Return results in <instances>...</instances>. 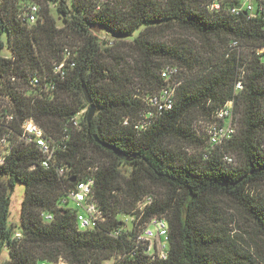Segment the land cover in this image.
Instances as JSON below:
<instances>
[{"label":"trees","instance_id":"trees-1","mask_svg":"<svg viewBox=\"0 0 264 264\" xmlns=\"http://www.w3.org/2000/svg\"><path fill=\"white\" fill-rule=\"evenodd\" d=\"M241 1L0 0V139L4 111L15 115L14 137L30 117L56 137L86 108L81 127L69 126L68 146L49 168L42 166L38 147L22 141L0 164V256L8 251L2 264L60 257L69 264H264V198L250 191L264 182V63L257 53L264 47V2L254 12H232ZM31 2L40 7L34 23L24 16ZM172 26L203 48L153 38V29ZM63 58L65 78L53 72ZM168 64L179 68L174 105L146 128H136L144 97L166 84L160 71ZM37 76L40 84L33 83ZM51 81L54 89L48 88ZM84 86L96 105L89 121ZM228 101L234 108L231 138L210 143L198 157L170 147L171 138L194 139L191 112L209 124ZM61 164L68 166L65 176L55 169ZM124 167H130L127 174ZM90 175L106 219L82 230L77 210L63 199ZM18 183L25 194L14 229L10 204ZM229 208L250 225L253 246L230 233ZM123 213L135 218L123 220ZM154 216L168 222L165 259L151 260L146 246L136 244Z\"/></svg>","mask_w":264,"mask_h":264},{"label":"built area","instance_id":"built-area-1","mask_svg":"<svg viewBox=\"0 0 264 264\" xmlns=\"http://www.w3.org/2000/svg\"><path fill=\"white\" fill-rule=\"evenodd\" d=\"M264 0H242L238 6L232 7V12H239L243 9L249 12H254L257 4L260 8L263 7ZM212 7H219L218 3ZM39 5L35 2L29 3L24 9V16L26 21L34 23L37 20L39 13ZM234 44L236 41L233 42ZM257 53L264 63V47L257 48ZM69 55L65 51V57ZM66 59L63 58L60 62L55 63L53 72L61 78L66 76ZM70 65H74L71 62ZM179 68L175 65H165L160 71L161 76L166 80V84L155 93L148 94L144 97L145 109L138 116L135 127L146 128L150 125L160 114L171 109L175 101V88L172 83L175 82ZM34 84H40V78H33ZM49 89L55 88V82H47ZM177 84V82L175 83ZM243 87L241 81H237L236 89ZM84 110L79 111L71 118L70 123L74 128H80L79 116L83 114ZM5 133L0 139V164H2L8 154L13 149L17 141H22L27 144H34L38 147L42 154L41 164L43 167L49 168L55 160H57L58 151L66 150L70 133L68 132L71 124H65L62 134L54 137L48 135L46 131L32 118H26L22 121L20 132L14 137V130L12 123L16 119L15 115L10 111H4L1 114ZM128 118L124 119L127 124ZM227 121V122H226ZM209 141L212 145L221 144L228 140L235 133L234 123V108L233 101L226 102L222 107L217 109L214 113V121L208 124ZM225 159L229 162L233 161L231 155H226ZM55 169L59 176H65L68 166L65 164L55 165ZM95 177L93 175L87 176L84 179L78 180L74 187L68 191L63 202L73 203L76 211L77 225L82 230H87L96 227L98 224L106 219L103 209L100 207L94 194ZM147 201H150L147 198ZM142 208V203L139 205ZM45 218L50 219V214H44ZM135 216L131 215L130 219ZM168 233L169 227L167 219L164 216H154L149 219L144 225L143 229L136 240V244L145 245V252L149 255L151 260L165 259L168 255ZM17 235H20L18 232ZM39 264H69L67 260L60 257L57 260H42ZM107 264V263H106ZM108 264H114L113 261H108Z\"/></svg>","mask_w":264,"mask_h":264},{"label":"rangeland","instance_id":"rangeland-1","mask_svg":"<svg viewBox=\"0 0 264 264\" xmlns=\"http://www.w3.org/2000/svg\"><path fill=\"white\" fill-rule=\"evenodd\" d=\"M121 2H126V0H121ZM55 14V13H54ZM152 36L154 39L161 40L167 43H175L176 44H190L191 46H195L200 49L203 48L201 42L195 38L190 33L178 28L177 26H172L163 29H153ZM3 54L9 55L8 49L5 47L3 50ZM131 57L127 58V62H132ZM2 104L6 105L7 102L2 100ZM86 108L81 110L85 111ZM209 118H205L200 112L193 111L188 115L187 122H189V128L195 132V137L193 140H187L186 138H171L169 139L170 147L174 148L180 154L186 156H193L195 155L198 157L200 153L208 147L210 144L209 141V133H208V122ZM227 122V121H226ZM234 157L235 162L234 165L239 164V158L236 155H232ZM126 170V174L130 170V167H124ZM250 191L253 193L260 195L264 198V182H256L250 186ZM25 194V187L23 184L18 183L15 186L14 192L11 196V204H10V216L9 221L11 222L13 228L16 229L19 224V216H20V206L21 201ZM222 205L228 207V204L225 200H219ZM228 202V201H227ZM230 204V203H229ZM71 206H74L73 203H70ZM229 214L232 217V222L229 223V230L230 233L240 239V242L244 245L249 244V246H253V240L249 234L251 230L250 225L246 224L243 221L242 215L234 208H229ZM119 217L123 220H130V216L127 214H120ZM262 250V254H264V249ZM8 251L4 249L0 256V264L7 259ZM108 264V262H107Z\"/></svg>","mask_w":264,"mask_h":264},{"label":"water","instance_id":"water-1","mask_svg":"<svg viewBox=\"0 0 264 264\" xmlns=\"http://www.w3.org/2000/svg\"><path fill=\"white\" fill-rule=\"evenodd\" d=\"M83 91H84L85 100L89 103V108H88V112H87V120L89 121V120H91L92 116L94 115V113L96 111V105H95L94 101L92 100V97H91L89 91L87 90V88L85 86H84ZM101 144H104V143L101 142ZM109 147H111V146H109ZM111 148H113V147H111Z\"/></svg>","mask_w":264,"mask_h":264}]
</instances>
